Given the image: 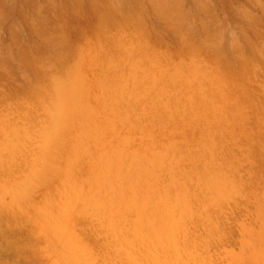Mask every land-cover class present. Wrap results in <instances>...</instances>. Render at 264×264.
I'll use <instances>...</instances> for the list:
<instances>
[{"label":"rangeland","instance_id":"1","mask_svg":"<svg viewBox=\"0 0 264 264\" xmlns=\"http://www.w3.org/2000/svg\"><path fill=\"white\" fill-rule=\"evenodd\" d=\"M176 1L0 14V264H264V0Z\"/></svg>","mask_w":264,"mask_h":264},{"label":"bare ground","instance_id":"2","mask_svg":"<svg viewBox=\"0 0 264 264\" xmlns=\"http://www.w3.org/2000/svg\"><path fill=\"white\" fill-rule=\"evenodd\" d=\"M199 83H200V82H199ZM193 84H196V83H193ZM117 85H118V84H117ZM62 86H63V85H62ZM115 86H116V84H115ZM118 86H120V85H118ZM118 86H117V87H118ZM60 87H61V86H60ZM115 88H116V87H114V89H115ZM116 89H117V88H116ZM116 89H115V90H116ZM110 90H111V89H110ZM110 90H109V91H110ZM60 91H61V92H60V95L62 94V95H61V100H62V102H61L60 104H58L57 113H58L59 115H66V114H67V113H68V112L74 107V105H75V104L73 103V101H74V100H73V96H74V93L76 92V90H74V89H67V90H66V89H63V90H62V88H61ZM106 91H107V90H106ZM111 91H112V90H111ZM103 92H105V91H103ZM107 92H108V91H107ZM112 92H113V91H112ZM114 92H115V91H114ZM108 94H109V92H108ZM110 94H111V93H110ZM100 96H101V95H100ZM98 99H99V98H98ZM101 101H102V100H101ZM101 101H100V102H101ZM103 101L106 102V98H105ZM97 102H98V101H97ZM103 105H104V104H103ZM101 106H102V105H101ZM104 107H105V106H104ZM95 113H96V112H95ZM95 115H96V114H95ZM98 115H99V114H98ZM103 115H104V114H103ZM111 118H112V117H111ZM109 119H110V118H109ZM112 120L114 121L115 119L112 118ZM115 124H116V123H115ZM130 131H131V129H130ZM165 147H166V145H165ZM146 154H147V153H146ZM149 155H150V154H149ZM156 155H157V153H156ZM159 155H161L162 158H164V157H163V153H161V154L159 153V154H158L159 161H161V159H160L161 157H160ZM146 156H147V155H146ZM148 157H149V156H148ZM153 158H154V157H153ZM132 159H135V158H132ZM135 160L137 161V159H135ZM141 160H142V159H141ZM155 160H156V157H155L154 161H155ZM131 162H133V160H131ZM142 162H143V161H142ZM142 162H140V163H142ZM147 162H148V161H147ZM163 162H164V161H163ZM135 163H136V162H135ZM140 163H139V165L141 166ZM149 163H150V162H149ZM156 164H157V162H156ZM105 165H106V163H105ZM137 165H138V164H137ZM137 165H133L132 168H133L134 166L136 167ZM142 165H143V167H145V166H144V163H142ZM150 165H151V164H150ZM151 166H152V165H151ZM143 167H142V168H143ZM147 167H148V165H147ZM154 167H155V168H154ZM154 167H153V168L157 170L156 165H155ZM159 167H160V166H159ZM123 168H124V167H123ZM132 168H130V172H131V170L133 171ZM137 168H139V170L141 171V169H140L141 167L137 166ZM121 169H122V168H121ZM125 169H126V168H124L123 170H125ZM137 170H138V169H137ZM156 170H155L154 172H156ZM29 171H30V170H29ZM32 171H33V170H32ZM105 171H107V170H105ZM128 171H129V170H128ZM146 171H147V170H146ZM34 172H35V171H34ZM147 172H148V171H147ZM147 172H146V173H147ZM152 172H153V171H152ZM152 172H150V173H152ZM154 172H153V173H154ZM131 173H132V172H131ZM137 173H138V172H137ZM146 173H145V174H146ZM153 173H152V174H153ZM146 175H147V174H146ZM149 175H150V174H149ZM131 176H133V175H131ZM150 176H151V175H150ZM129 177H130V176H129ZM138 177H139V176H138ZM142 177H143V176H142ZM148 177H149V176H148ZM209 178H211V177H209ZM209 178H208V180H207L206 183L210 184V186H212V187H213V186H216L215 184H214V185H211V183H212V181H213L214 179L210 180ZM217 178H218V179H217V180H218L217 185H219V186L221 187V182H222V181H220V184H219V178H220V177H217ZM221 178H222V177H221ZM221 178H220V180H223V183H224V179H221ZM138 179H139V178H138ZM143 179H144V177H143ZM150 179H151V178H150ZM173 180H174V179H173ZM117 181H118V180H117ZM210 181H211V182H210ZM127 182H128V185H129V181H127ZM142 182H143V181H140V183H142ZM109 184H110V183H109ZM112 184H113V183H112ZM130 184H131V183H130ZM139 185H140V184H139ZM206 185H207V184H206ZM224 185H225V183L223 184V186H224ZM106 186H107V185H106ZM140 186H141V185H140ZM204 186H205V183H204ZM210 186L208 185V187H210ZM219 186H218V187H219ZM223 186H222V187H223ZM218 187H216V188L213 187V188H214L216 191L218 190L219 192H220L221 189H222V191H221V193H220V198H221V195L223 196L222 193L224 192V190H223L224 188L221 187V189L219 190V189H217ZM177 188H178V186H177ZM214 189H213V191H214ZM23 190H24V188H23ZM172 190H174V189H172ZM207 190H208V189H207ZM18 191H19V190H18ZM21 191H22V190H20L19 192H21ZM174 191H175V190H174ZM174 191H172V192H174ZM210 191H212V188H211V187H210ZM216 191H214V192H216ZM218 191H217L216 193H218ZM25 192H26V191H25ZM105 192H106V190H105ZM8 193H9V191H8ZM15 193H16V195H14V198L16 199V198H17L16 196H18V195H17L18 192L15 191ZM175 193H176V192H175ZM2 194H4V193H2ZM10 194H11V193H10ZM10 194H8V195H10ZM21 195H22V194H21ZM122 196H124V195H122ZM169 196H171V195H169ZM173 196H175V195H173ZM173 196H172V197H173ZM216 196H217V198H218V197H219V194L216 195ZM12 197H13V196H12ZM18 197H20V196H18ZM165 197H167V196H165ZM172 197H170V198L172 199ZM20 198H21V197H20ZM173 198H174V197H173ZM16 200H17V199H16ZM168 201H169V200H168ZM171 201H172V200H171ZM177 201H178V200H177ZM17 202H19V200H17ZM169 202H170V201H169ZM172 202H173V201H172ZM181 202H182V200H181ZM139 203H140V202H139ZM139 203H138V204H139ZM147 203H148V202H147ZM138 204H137V205H138ZM171 204H172V203H171ZM140 205H141V204H140ZM133 206H134V204H133ZM133 206L130 205V208H132ZM147 206H148V205H147ZM159 206H160V205H159ZM177 206H180V204H178ZM137 207H138V206H137ZM158 208H159V207H158ZM185 208H186V207H185ZM185 208H183V210H184ZM132 209H133V208H132ZM149 209H150V208H149ZM121 210H122V209H121ZM124 210H125V209H124ZM140 210H141V209H140ZM146 210H147V209H146ZM185 210H186V209H185ZM185 210H184V211H185ZM132 211H133V210H132ZM132 211H131V212H132ZM147 211H148V210H147ZM176 211H179V208H178V210H175V212H176ZM126 212H128V211H126ZM131 212H130V213H131ZM181 212H183V211H180V213H181ZM94 213H95V212H94ZM141 213H142V212H141ZM144 213H146V212H143L142 214H144ZM180 213H179V214H180ZM184 213H185V212H184ZM184 213H183V216H184ZM139 214H140V213H139ZM142 214H141V215H142ZM148 214H149V213H147V215H148ZM152 214L154 215V213H152ZM177 214H178V213H177ZM177 214L175 213L176 218L179 216V215H177ZM117 215H118V214H117ZM120 215H121V214H120ZM134 215H135V214H134ZM113 216H114V215H113ZM132 216H133V214H132ZM142 216H143V215H142ZM150 216H152V215H150ZM150 216L148 215V217L150 218L149 220H151V219L153 218V217H150ZM155 216H157L156 213H155ZM185 216H186V215H185ZM185 216H184V220H185ZM119 217H121V216L118 215V218H119ZM130 217H131V216H130ZM145 217H146V215L144 214V218H145ZM148 217L145 218V220H146L147 222L149 221V220H147ZM179 217H180V216H179ZM132 218H134V217H132ZM144 218H141V217H140V219L143 220V221H142L143 223L145 222V221H144ZM114 219H115V217H114ZM123 219H124V218H123ZM130 219H131V218H130ZM140 219H137V223H138V224H139V223H140V224L142 223V222H140V221H141ZM153 219H154V218H153ZM165 219H166V218H165ZM182 219H183V218H182ZM121 220H122V219H121ZM138 220H139V222H138ZM111 221H112V220H111ZM116 221H117V220H116ZM134 221H136V219H135ZM161 221H162V222H161ZM163 221H164V218H163L162 220H161L160 218H156L154 222L158 225V224L164 223ZM130 222H131V221H130ZM167 222H168V221H167ZM169 222H170V221H169ZM173 222H175V221H173ZM173 222H171V223H173ZM177 222H178V221H177ZM135 223H136V222H135ZM135 223L133 222V224H135ZM137 223H136V224H137ZM145 223H146V222H145ZM216 223H217V222H216ZM114 224H115V223H114ZM133 224H130V225L132 226ZM148 224H150V223L148 222ZM180 224L182 225V223H181V219H180V223H178L177 225H180ZM162 225H165V224H162ZM173 225H175V227H174ZM177 225H176L175 223H174V224H171V226L174 227V228H171L172 231H174V229L176 228ZM181 225H180L179 227H181ZM217 225H218V224H217ZM114 226H115V225H114ZM117 226H118V225H117ZM121 226H122V224H121ZM133 226H134V225H133ZM140 226H141V225H140ZM140 226L138 225V230H139ZM143 226H144V224H143ZM148 226H150V227L147 228ZM171 226H168V225L166 224L164 227L162 226V229L164 228L165 231H166V230L169 229ZM118 227H119V226H118ZM136 227H137V225H136ZM151 227H152V229H150ZM160 227H161L160 225H159V227H157V228L154 226V228H155V229H158V231H161V228H160ZM179 227H177V228L179 229ZM241 227H242V226H241ZM122 228H123V227H122ZM134 228H135V227H134ZM142 228H143V227L141 226V229H142ZM154 228H153L152 225H147V223H146V226L144 227V229H146V231H148L147 229H150V231H151V230H153ZM243 228H244V227H243ZM112 229H113V228H112ZM131 229H132V227H131ZM159 229H160V230H159ZM240 229H241V228H240ZM116 230H118V229L116 228ZM129 230H130V229H129ZM132 230H133V229H132ZM135 230H137V228H136ZM169 230H170V229H169ZM180 230H181V229H180ZM180 230H179V231H180ZM187 230H188V229H187ZM221 230H222V229H221ZM130 231H131V230H130ZM139 231H140V230H139ZM143 231H145V230H143ZM146 231H145V233H144V232H142V230H141L142 234H146V233H147ZM150 231H149V232H150ZM170 231H171V230H170ZM177 231H178V230H177ZM179 231H178V233H179ZM211 231H212V230H211ZM116 232H117V231H116ZM133 232H134V230L132 231V233H133ZM153 232H154V231H153ZM161 232H162V231H161ZM183 232H184V231H183ZM208 232H209V231H208ZM213 232H214V230H213ZM127 233L129 234V238H133V237H134V236H133V237L130 236V235H132V233L130 234L129 231H127ZM136 233H137V232H136ZM139 233H140V232H139ZM139 233H138V235H139ZM156 233H157V232H156ZM162 233L164 234L163 236H164L165 238H161V237H159V236L162 235V234L159 235V233H158V237L160 238V240H161V239H165L164 241L166 242V232L164 233V230H163ZM167 233L170 234V232H168V231H167ZM174 233L176 234V230H175ZM147 234H148V233H147ZM147 234H146V235H147ZM171 234H172V233H171ZM183 234H184V233H183ZM220 234H221V233H220ZM116 235H117V234H116ZM140 235H141V234H140ZM140 235H139V236H140ZM149 235H150V237H153V235H152L151 232H150ZM149 235H147V237H148ZM151 235H152V236H151ZM205 235H206V234H205ZM126 236H127V235H126ZM155 236H156V234H155ZM163 236H162V237H163ZM168 236H170V235H168ZM168 236H167V237H168ZM207 236H208V235H207ZM211 236H213V234H212ZM127 237H128V236H127ZM141 237L143 238V242H145V241H146V242H149V243H148V244H149L148 247H149V246L151 247V244H150L151 242L148 240V239H151V238H150V237L147 238L145 235H141L140 238H141ZM144 237H146V238H144ZM201 237H203V236H201ZM209 237H210V236H209ZM214 237H215V236H214ZM153 238H154V237H153ZM159 238H158V240H159ZM168 238L170 239L171 236L168 237ZM204 238H205V237H204ZM207 238H208V237H207ZM219 238H221V237H219ZM121 239H122V241H123V237H121L120 239H118V241L121 240ZM124 239H125V238H124ZM126 239H127V238H126ZM144 239H145V241H144ZM146 239H147V240H146ZM155 239H156V238H155ZM172 239H174L173 241L176 240L175 238H172ZM210 239H211V238H210ZM127 240H128V239H127ZM129 240H130V239H129ZM132 240H133V239H132ZM132 240H131V241H132ZM135 240H136V239H134V241H132V242H134V243L139 242V241L141 242V240H139V239H138L139 241H138V240L135 241ZM218 240H219V239H218ZM156 241H157V239H156ZM164 241H163V243H164ZM170 241H171V243H172V240H171V239H170ZM170 241L167 242V243H170ZM181 241H182V240H181ZM191 241H192V240H191ZM200 241H201V240H200ZM200 241H199V242H200ZM78 242H79V241H78ZM124 242H125V241H124ZM124 242L119 241V243H120V244L122 243L123 245L125 244ZM126 242L128 243L129 241H126ZM132 242H131V243H132ZM143 242H141V243H143ZM216 242H217V241H216ZM141 243H139V244H141ZM153 243H154V246H155V241H153ZM153 243H152V244H153ZM156 243H157V242H156ZM163 243H162V240H161V243H160V244H162V246H163ZM171 243H170L169 246H174V244L172 243L173 245H171ZM174 243H175V242H174ZM193 243H194V242H193ZM128 244H130V243H128ZM136 244H137V243H136ZM136 244H132V245L136 246ZM139 244H138V245H139ZM144 244L146 245V243H144ZM144 244H143V245H144ZM185 244H186V243H185ZM189 244H190V243H189ZM198 244H199V243H198ZM200 244H201V243H200ZM202 244H203V243H202ZM145 245H144V246H145ZM167 245H168V244L165 243V246H167ZM175 245H176V244H175ZM125 246H128V245L125 244ZM156 246H157V244H156ZM162 246L159 245V247H158V246H157V247H158L159 249L161 248L160 250H162V251H163V250H166V249H164L165 247L163 246V248H162ZM169 246H167L166 248H168ZM197 246H198V245H197ZM199 246H200V245H199ZM209 246H211V245H209ZM145 247H146V246H145ZM145 247H144V248H145ZM148 247H147V249H151V248H148ZM157 247H156V248H157ZM183 247H184V246H183ZM183 247H182V248H183ZM203 247H204V246H203ZM128 248H129V246H128ZM130 248H132V247H130ZM137 248H138V247H137ZM158 248H157V250H159ZM182 248H181V249H182ZM198 248H199V247H198ZM135 249H136V248H135ZM141 249H142V248H141ZM168 249H169V248H168ZM168 249H167V250H168ZM171 249H172V248H171ZM177 249H178V250L176 251V252H177L176 255L178 256V254H179L178 251H179L180 248H177ZM136 250H137V249H136ZM151 250L153 251V248H152ZM155 250H156V249H155ZM169 250H170V249H169ZM169 250H168V251H169ZM172 250L175 251V248L172 249ZM185 250H187L186 247H185ZM195 250H196V249H195ZM137 251H139V248H138ZM181 251H182V250H181ZM231 251H232V250H231ZM231 251H230V252H231ZM60 252H61V251H60ZM142 252H143V253H141V252L139 251V253H141L140 256L144 257L146 254L148 255L150 251H147V252H148V253H147L146 250L144 249V251H142ZM145 252H146V253H145ZM153 252H154V251H153ZM157 252H158V251H157ZM159 252H161V251H159ZM163 252H165V251H163ZM76 253H77V252H76ZM129 253H130V252H129ZM174 253H175V252H174ZM233 253H234V252H233ZM65 254H66V253H65ZM87 254H88V253H87ZM142 254H143V255H142ZM156 254H157V253H156ZM164 254H165V253H164ZM226 254H227V253H226ZM229 254H230V253H229ZM80 255H81V254H80ZM80 255H79V256H80ZM147 255H146V257H148V258H147L146 260L150 259V257H151V255H148V256H147ZM125 256H126V254H125ZM149 256H150V257H149ZM168 256H169V255H168ZM182 256H183V255H182ZM223 256H224V255H223ZM86 257H87V256H86ZM146 257H145V258H146ZM178 257H180V255H179ZM183 257H184V256H183ZM228 257H229V256H228ZM232 257H233V256H232ZM235 257H236V256H235ZM136 258H137V257H136ZM166 258H167V257H166ZM187 258H188V257H187ZM221 258H222V257H221ZM229 258H230V257H229ZM233 258H234V257H233ZM173 259H174V258H173ZM173 259H172V261H173ZM180 259H181V258H180ZM87 260H90V259H87ZM163 260H164V259H163ZM174 260L176 261V258H175ZM198 260H199V259H198ZM230 260H231V262H233V261H232V260H233L232 258H230ZM175 261H173V262H175ZM185 261H186V260H185ZM209 261H210V260H209ZM161 262H162V260H161ZM190 262H191V261H190ZM201 262H202V261H201ZM201 262L198 261V263H201ZM204 262H205L204 264H207L206 260H204ZM234 262H235V261H234ZM87 263H88V262H87ZM130 263H132V262L130 261ZM198 263H196V264H198ZM208 263H212V262L210 261V262H208ZM75 264H76V263H75ZM88 264H91V263H88ZM150 264H151V263H150ZM172 264H173V263H172ZM175 264H176V263H175ZM233 264H234V263H233Z\"/></svg>","mask_w":264,"mask_h":264},{"label":"crops","instance_id":"3","mask_svg":"<svg viewBox=\"0 0 264 264\" xmlns=\"http://www.w3.org/2000/svg\"><path fill=\"white\" fill-rule=\"evenodd\" d=\"M21 2V0H0V14H1V18L4 19L5 17V13L8 14H14L15 16V9H16V5H18V9H19V3ZM163 3V2H162ZM177 4H189V1H176ZM160 4V3H159ZM110 8H111V4H110ZM194 9V8H193ZM194 10H199L197 8H195ZM190 19V17H189Z\"/></svg>","mask_w":264,"mask_h":264}]
</instances>
